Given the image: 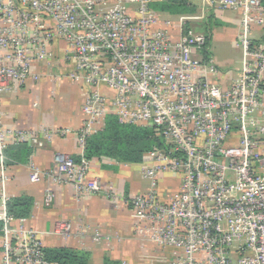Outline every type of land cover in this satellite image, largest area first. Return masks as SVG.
Wrapping results in <instances>:
<instances>
[{"label":"built area","instance_id":"built-area-1","mask_svg":"<svg viewBox=\"0 0 264 264\" xmlns=\"http://www.w3.org/2000/svg\"><path fill=\"white\" fill-rule=\"evenodd\" d=\"M153 1L0 0V95L37 81L35 63L53 60L58 41L71 65L68 80L88 90L84 121L72 131L79 159L57 154L55 172L31 165L30 178L69 186L77 200L104 192L115 208L129 202L134 233L171 248L170 264H264V42L253 36L264 30V4L217 0L241 15V67L226 85L200 76L217 71L203 57L205 34L189 24L197 17H163ZM107 115L155 127L164 145L144 154L146 187L128 201L88 177L85 145ZM70 132L13 130L0 119V264H53L36 230L6 212L5 149L43 147ZM53 197L46 192V205ZM58 231L69 238L71 224L59 223Z\"/></svg>","mask_w":264,"mask_h":264},{"label":"crops","instance_id":"crops-1","mask_svg":"<svg viewBox=\"0 0 264 264\" xmlns=\"http://www.w3.org/2000/svg\"><path fill=\"white\" fill-rule=\"evenodd\" d=\"M191 1L198 7L193 14L158 13L163 17L194 16L197 19L189 23L192 27L201 28L203 23L205 27L208 26L211 40L207 55L203 54V57L205 63L217 72H201L200 76L227 85L238 76L241 67L242 55L236 43L241 15L237 11L220 8L217 0ZM253 36L257 41L262 40L264 30H254ZM214 43L231 49V55L219 58ZM65 49V44L58 41L54 47L53 60L35 63L37 81L12 86L0 95V119L5 127L28 131L59 127L71 131L65 137L46 142L43 147L28 145L30 154L26 158L25 155L21 156L23 160L16 162L13 156L5 154L4 163L9 172L6 185L8 200L21 195L32 198L30 214L23 218V223L36 230L42 248L65 247L86 252L88 264H170L175 258L171 248L158 246L134 233L129 202L115 208L104 192L77 200L69 186L43 180L32 181L30 178L31 165L37 166L40 173L50 170L55 172L57 163L54 158L57 154L71 157L74 161L79 159L76 137L72 131L84 121L82 106L88 90L83 83L68 80L71 65L64 60ZM102 91L111 96L105 88ZM139 164L118 163L105 157L92 158L88 177L97 179L103 189L114 188L128 201L135 192L146 187L140 178ZM177 184V181L171 183V189H176ZM49 190L54 193V197L46 205L45 196ZM1 209L0 205V212ZM63 222L71 224L69 238L58 231L59 223ZM80 228L85 230L82 235L78 232ZM1 244L0 229V254Z\"/></svg>","mask_w":264,"mask_h":264},{"label":"trees","instance_id":"trees-1","mask_svg":"<svg viewBox=\"0 0 264 264\" xmlns=\"http://www.w3.org/2000/svg\"><path fill=\"white\" fill-rule=\"evenodd\" d=\"M264 4V0H262ZM151 8L157 12L169 14H193L198 10L191 0H161L151 3ZM191 26V25H190ZM205 24L201 28H194L205 34L206 44L204 55L210 41V32ZM204 27V28H203ZM264 42V38L262 39ZM163 141L155 127L139 126L120 123L115 115H107L101 128L87 139L84 156L87 159L105 157L118 163L137 164L143 161L148 151L162 148ZM7 156H13L17 162L30 154L27 143L8 146L4 151ZM33 205L32 198L21 195L10 198L6 202V212L13 218H27ZM0 223V229H1ZM43 258L53 264H88V253L75 251L65 247L42 248Z\"/></svg>","mask_w":264,"mask_h":264},{"label":"rangeland","instance_id":"rangeland-1","mask_svg":"<svg viewBox=\"0 0 264 264\" xmlns=\"http://www.w3.org/2000/svg\"><path fill=\"white\" fill-rule=\"evenodd\" d=\"M205 27V26H204ZM203 27V28H204ZM207 29H208V31L210 32V40H211V31L209 30V28H208V26L206 27ZM214 46L217 48V54H218V56H219V58H221V59H224V58H226V57H228L229 55H231V53H230V51H231V49H229V48H227V47H223L222 48V46H221V44H215L214 43ZM236 52H238L239 53V50L238 49H236ZM236 65V64H235ZM237 66V65H236Z\"/></svg>","mask_w":264,"mask_h":264}]
</instances>
